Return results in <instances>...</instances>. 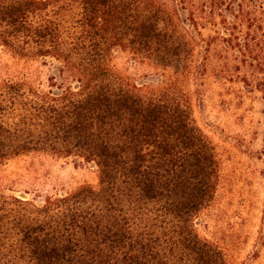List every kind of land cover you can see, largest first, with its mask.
<instances>
[{"label":"trees","instance_id":"16d2710c","mask_svg":"<svg viewBox=\"0 0 264 264\" xmlns=\"http://www.w3.org/2000/svg\"><path fill=\"white\" fill-rule=\"evenodd\" d=\"M252 0H0V47L52 60L60 83L44 91L0 80V161L44 153L99 171L43 202L0 195V264H227L199 236L220 163L176 83L139 86L110 66L120 49L185 77L199 20L253 59L264 93V9ZM184 13L188 17H184ZM219 18L220 22H215ZM254 63L249 66L253 67Z\"/></svg>","mask_w":264,"mask_h":264},{"label":"rangeland","instance_id":"374dc122","mask_svg":"<svg viewBox=\"0 0 264 264\" xmlns=\"http://www.w3.org/2000/svg\"><path fill=\"white\" fill-rule=\"evenodd\" d=\"M252 1L264 9V0ZM199 22L198 28L189 26L197 44L185 77L177 79L171 70L120 49L110 66L139 86L176 83L187 94L220 163L216 196L196 220L197 232L223 251L227 264H264V93L257 89L262 76L252 58L246 56L244 65L243 55L218 40L219 25ZM52 77L61 82L52 60L15 57L0 47V80L47 91ZM99 182L97 167L74 157L33 153L0 161V195L7 197L40 203L84 187L98 189Z\"/></svg>","mask_w":264,"mask_h":264}]
</instances>
